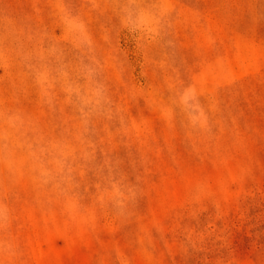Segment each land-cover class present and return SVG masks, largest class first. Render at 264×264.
Here are the masks:
<instances>
[{
	"label": "rangeland",
	"instance_id": "obj_1",
	"mask_svg": "<svg viewBox=\"0 0 264 264\" xmlns=\"http://www.w3.org/2000/svg\"><path fill=\"white\" fill-rule=\"evenodd\" d=\"M0 264H264V0H0Z\"/></svg>",
	"mask_w": 264,
	"mask_h": 264
}]
</instances>
